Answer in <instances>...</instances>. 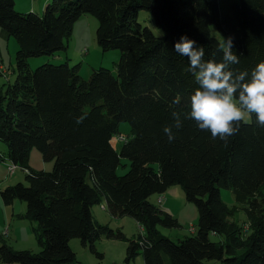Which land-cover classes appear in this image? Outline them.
<instances>
[{
	"label": "trees",
	"instance_id": "trees-1",
	"mask_svg": "<svg viewBox=\"0 0 264 264\" xmlns=\"http://www.w3.org/2000/svg\"><path fill=\"white\" fill-rule=\"evenodd\" d=\"M142 10L154 29L139 20ZM84 13L97 18L100 48L120 50L115 73L100 66L84 78L79 65L48 59L31 68L29 58L66 49ZM0 27L18 43L15 76L0 88V141L27 180L0 188V197L6 205L26 202L24 216L36 222L41 246L16 250L0 239V264H72L69 240L78 237L95 250L101 234L127 242L126 261L142 254L145 264H264V124L253 114L227 142L199 129L188 117L198 85L187 57L174 49L186 34L206 60L219 61L218 41L232 36L239 63L231 68L250 72L264 61V0H47L41 13L0 0ZM122 122L129 136L120 134ZM33 147L53 160L51 170L31 168ZM122 157L130 165L118 174ZM172 184L198 212L195 234L178 240L158 230L180 226L178 219L149 199ZM221 188L247 204L246 233ZM102 199L112 216L135 218L142 228L137 238L95 223L91 209Z\"/></svg>",
	"mask_w": 264,
	"mask_h": 264
},
{
	"label": "rangeland",
	"instance_id": "rangeland-1",
	"mask_svg": "<svg viewBox=\"0 0 264 264\" xmlns=\"http://www.w3.org/2000/svg\"><path fill=\"white\" fill-rule=\"evenodd\" d=\"M16 6L23 11H34L41 13L47 0H15ZM49 1V0H48ZM51 1V0H50ZM139 20L154 29L152 16L147 11H140ZM98 21L95 16L84 13L73 23L70 35L67 37L65 50L57 52L49 57L29 58L31 68L45 62L46 59L52 63L68 61L71 65H79V73L87 78L92 69L100 66L109 68L115 73L114 63L119 60L120 50L112 49L103 51L96 40V29ZM215 32V29H213ZM18 48L17 40L9 36L0 27V88H5L8 81L15 76V54ZM251 120V117L248 121ZM119 132L125 136L130 134L128 122L119 125ZM117 149L122 142H114ZM0 153L3 159L0 162V188L13 185L17 182L27 184L26 171L21 167L10 174L7 170L6 157L7 146L0 141ZM29 165L35 170L49 171L53 168V160H44L40 151L33 147L30 153ZM130 165L128 158H120L117 168L118 174L125 173ZM221 198L233 211V220L242 225L243 233L249 226L245 212L246 203L237 202L232 190L229 188L220 189ZM150 201L155 205L168 210L178 219L180 226L164 227L158 226L160 234L178 240L187 235L195 234L197 229L198 212L195 204L185 198L184 191L179 184H172L167 192L155 193L150 196ZM26 202L15 199L11 204H4L0 197V239H3L13 249H28L38 252L41 248L36 230V222L26 218ZM92 215L95 223L108 225L113 229H121L128 238H137L142 232L141 225L135 218L129 215L112 216L105 199L92 206ZM193 225V226H192ZM194 230H193V229ZM214 241L224 240L222 236H210ZM71 249L75 252L76 260L72 264H145L142 254L134 259L126 261L127 242L122 239L108 238L101 234L95 241V250L82 244L80 238L73 237L69 240ZM102 255H100V254ZM204 264H224L219 260H209Z\"/></svg>",
	"mask_w": 264,
	"mask_h": 264
},
{
	"label": "clouds",
	"instance_id": "clouds-1",
	"mask_svg": "<svg viewBox=\"0 0 264 264\" xmlns=\"http://www.w3.org/2000/svg\"><path fill=\"white\" fill-rule=\"evenodd\" d=\"M217 47L222 58L206 60L204 48L186 34L174 42L175 52L187 57L198 85L189 98L188 117L213 138L227 142L239 130V122L248 121L253 114L258 123L264 124V61L250 72H237L231 68L239 63V55L233 50V37L221 36ZM174 116L179 128L182 122L178 114ZM164 131L169 140L174 138L170 127Z\"/></svg>",
	"mask_w": 264,
	"mask_h": 264
},
{
	"label": "built area",
	"instance_id": "built-area-1",
	"mask_svg": "<svg viewBox=\"0 0 264 264\" xmlns=\"http://www.w3.org/2000/svg\"><path fill=\"white\" fill-rule=\"evenodd\" d=\"M5 164L7 165V170H8L9 173H12L13 170H16L17 167H19V165H17L16 163L12 162L11 160H8V162L6 161Z\"/></svg>",
	"mask_w": 264,
	"mask_h": 264
},
{
	"label": "crops",
	"instance_id": "crops-1",
	"mask_svg": "<svg viewBox=\"0 0 264 264\" xmlns=\"http://www.w3.org/2000/svg\"><path fill=\"white\" fill-rule=\"evenodd\" d=\"M6 33V32H5ZM7 34V33H6ZM168 190V189H167ZM167 190L165 191V192H167ZM166 210V209H165ZM91 211H92V209H91Z\"/></svg>",
	"mask_w": 264,
	"mask_h": 264
},
{
	"label": "bare ground",
	"instance_id": "bare-ground-1",
	"mask_svg": "<svg viewBox=\"0 0 264 264\" xmlns=\"http://www.w3.org/2000/svg\"><path fill=\"white\" fill-rule=\"evenodd\" d=\"M14 171H15V170H13L12 173H13ZM12 173H10V174H12Z\"/></svg>",
	"mask_w": 264,
	"mask_h": 264
}]
</instances>
